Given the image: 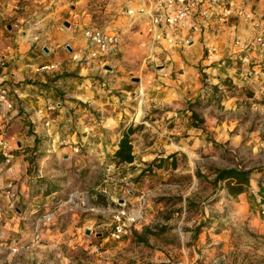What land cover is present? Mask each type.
I'll list each match as a JSON object with an SVG mask.
<instances>
[{"label": "rangeland", "instance_id": "1", "mask_svg": "<svg viewBox=\"0 0 264 264\" xmlns=\"http://www.w3.org/2000/svg\"><path fill=\"white\" fill-rule=\"evenodd\" d=\"M262 4L264 0H250L251 10ZM134 68L127 67L124 76ZM236 90L233 95L241 99L235 107L226 106L225 100L203 106L196 98L181 106L149 108L134 96L121 103V93L112 91L121 104L95 109L96 120L116 131L141 126L131 136L134 161L117 167L83 165L80 170L64 162L50 160L46 167L30 161L35 169L42 168V177L56 183L59 201L44 209L53 210L54 217L36 241L32 220L37 216L28 210L32 206L18 202L22 213L17 215L0 196V264H264V216L259 212L264 177L257 170L264 167V88ZM192 111L204 120L198 128L190 127ZM120 113L119 120H112ZM112 133L106 136L109 143ZM171 153H176V168L168 160L164 168L154 166L140 175L154 158ZM230 166L253 169L250 186L237 196L212 183L214 169ZM15 167L6 172L4 183L21 181ZM97 174L104 180L89 189ZM20 189L17 184L22 203ZM81 191H87V206H116L111 197H124L127 206L141 210L143 219L127 237L113 240L107 216L80 203L60 206L73 193V203L80 202L76 192ZM199 224L202 229L196 233Z\"/></svg>", "mask_w": 264, "mask_h": 264}, {"label": "crops", "instance_id": "2", "mask_svg": "<svg viewBox=\"0 0 264 264\" xmlns=\"http://www.w3.org/2000/svg\"><path fill=\"white\" fill-rule=\"evenodd\" d=\"M235 5L225 23L209 21L190 45L181 46L176 37L153 44L143 23L121 14L135 7L131 0H0V81L18 90L6 132L9 139L17 140L18 148L12 165L0 173V186L6 185L4 175L16 166L15 177L21 181L13 184L14 189L21 185L24 198L19 204L31 205V212L49 204L53 196L31 193V177L42 168L35 169L30 161L46 167L50 160L64 162L76 170L104 164L123 131L97 122L94 110L102 105L118 106L134 96L146 108L181 106L203 96L204 79L208 84L227 79L238 89L261 84L264 88V50L256 49L252 41L256 31L264 30V4L256 10H251L250 0H235ZM85 28L120 33L118 53L106 63L74 60L71 53L88 44ZM236 36L248 45L246 50L234 44ZM205 45L216 49L207 52ZM57 62L60 65L53 70L39 69ZM130 66L135 70L124 76ZM115 90L121 93L120 102L111 94ZM238 99L233 95L224 103L235 107ZM48 105L55 107L48 110ZM141 112L139 108L137 118ZM121 114L112 120H119ZM4 115L0 109V121ZM61 137L78 143L79 153L60 146ZM28 168L29 174L22 175ZM16 213L21 215V208Z\"/></svg>", "mask_w": 264, "mask_h": 264}, {"label": "built area", "instance_id": "3", "mask_svg": "<svg viewBox=\"0 0 264 264\" xmlns=\"http://www.w3.org/2000/svg\"><path fill=\"white\" fill-rule=\"evenodd\" d=\"M135 7H128L121 10V14L130 16L145 25V31L150 35V39L155 44L163 37H176L179 45L188 46L194 39L202 34L203 27L209 21L218 24L225 23L235 10V0H131ZM249 13L252 14V11ZM83 36L87 39L86 48L73 51L71 57L74 60L89 63L93 59L100 63H106L108 57L115 56L120 48L121 34L107 33L97 28H85ZM253 45L258 50H264V30H258L253 35ZM234 44L241 50H246L247 46L243 43L240 36H236ZM207 52L214 51L213 45H205ZM60 65L59 62L44 64L39 67L41 70H53ZM18 90L5 81H0V109L4 111V118L0 121V173L9 169L15 157L14 152L18 148L17 140L7 137L6 132L11 117L9 114L16 108V98ZM54 105H48V110L54 109ZM176 115V113H175ZM48 124L47 122L45 123ZM62 147L69 146L72 153L80 151L78 143L71 141L68 137H61L58 141ZM37 175L42 176L40 171ZM126 193H133L130 189ZM81 196V201L73 203V194H70L63 204H71L70 208L80 205L87 206L85 195L87 191L76 192ZM0 196L9 203L14 210L17 208L20 196L15 191L14 185L9 183L0 186ZM86 199V200H85ZM116 206L110 202L106 206H90L85 210L94 214L107 216L109 237L113 240H122L127 237L135 225L143 219V214L136 207L127 206L126 198L111 197ZM259 212L264 216V201L259 204ZM54 217V211H45L32 220V238L40 240L42 228L50 224Z\"/></svg>", "mask_w": 264, "mask_h": 264}, {"label": "trees", "instance_id": "4", "mask_svg": "<svg viewBox=\"0 0 264 264\" xmlns=\"http://www.w3.org/2000/svg\"><path fill=\"white\" fill-rule=\"evenodd\" d=\"M243 53V52H241ZM203 75V79H204ZM204 88H207L203 96L197 98V103L202 102L203 106H207L211 103H220L221 101L227 99L228 97L233 96V89H238L235 84L231 81L224 79L215 84H208L205 79L203 80ZM191 120L190 127L198 128L204 120L199 118L198 113L192 111L188 116ZM141 126L136 127H128L126 131H123L121 137L118 140L117 147L114 150V153L110 158L106 160V164H115L116 166L119 164H130L134 161V155L132 150L131 136L135 133L137 129ZM176 153H171L166 157L154 158L147 166L141 170L140 175L147 174L152 171V167H156L157 169L164 168L165 163L169 160V165L171 168H176L177 159L175 158ZM14 160V159H13ZM13 163V161H12ZM8 166H11L8 165ZM259 172L263 174L264 177V167H259L257 169ZM86 170H83L85 173ZM214 177L212 179L213 185H217L226 190V193L230 196H237L243 193L251 184L253 169L245 168L239 166H230L214 169ZM86 177V176H85ZM104 176L101 174L94 175V177L90 178V182H92L89 189H95V187L104 180ZM97 183V184H96ZM264 184V182H261ZM94 184V185H93ZM96 184V185H95ZM30 191L32 194L42 193L43 195H52L51 202L45 206H49V209H53L55 204L58 203L60 193L59 188L56 184H53L50 180L39 176L34 175L31 177L30 181ZM88 190V189H87ZM54 204V205H53ZM45 206H38L30 214L34 216H39L44 212ZM196 233L200 232L202 229V224H199L195 227Z\"/></svg>", "mask_w": 264, "mask_h": 264}]
</instances>
